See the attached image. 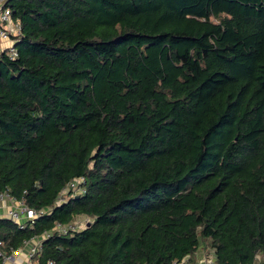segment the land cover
<instances>
[{"label": "trees", "instance_id": "obj_1", "mask_svg": "<svg viewBox=\"0 0 264 264\" xmlns=\"http://www.w3.org/2000/svg\"><path fill=\"white\" fill-rule=\"evenodd\" d=\"M6 7L21 34L0 52V195L45 211L0 217L7 255L50 233L31 264H174L203 245L264 264V0Z\"/></svg>", "mask_w": 264, "mask_h": 264}, {"label": "built area", "instance_id": "obj_2", "mask_svg": "<svg viewBox=\"0 0 264 264\" xmlns=\"http://www.w3.org/2000/svg\"><path fill=\"white\" fill-rule=\"evenodd\" d=\"M9 0H0V52H8L12 59L18 56L17 50L15 48V38L21 34V25L19 22H15L12 16V12L6 7ZM86 183L85 178L76 179L68 184V186L60 194L57 203L61 204L66 202L70 196L85 194L86 190L84 184ZM9 200L14 203L13 208L8 213L7 217L17 223L20 227H25L24 224L27 221H32L41 214H45V211H35L26 207L22 202L16 201L12 198L9 193H4L0 195V201ZM16 205L18 207H16ZM89 224V219H79L74 221L69 226H63L57 224L55 230L59 233L67 234L69 231H80L87 228ZM50 233H45L40 238H36L30 242L25 243V247L34 242V245L30 247L29 252L25 256L26 264H31L32 259L41 251L42 242L50 237ZM24 247V248H25ZM23 248V249H24ZM23 249L13 250L10 255H7L4 251V243L0 239V258L3 260V264H24L23 263ZM205 256V255H204ZM189 259V257H187ZM187 258L177 261L174 264H191L190 260ZM262 256L257 257V262L255 264H260L262 261ZM216 264L214 251L212 254H206L203 262L198 264ZM52 264V263H50Z\"/></svg>", "mask_w": 264, "mask_h": 264}, {"label": "crops", "instance_id": "obj_3", "mask_svg": "<svg viewBox=\"0 0 264 264\" xmlns=\"http://www.w3.org/2000/svg\"><path fill=\"white\" fill-rule=\"evenodd\" d=\"M13 206H14V203L10 202L7 199L4 201H0V217L1 218H8L7 215L10 212V210L13 208ZM16 207H18V206L16 205ZM32 245H34V242L29 244L30 247ZM29 246L28 247L26 246L23 249V259L22 260H23L24 264H26V262H27L25 259V256L27 255V253L30 250ZM202 249H203V246H201L192 257H189V259L187 258L188 260H190L191 264H198V262L199 263L203 262V260H204L203 258L206 256V253H210L209 250L207 251V250H202Z\"/></svg>", "mask_w": 264, "mask_h": 264}, {"label": "rangeland", "instance_id": "obj_4", "mask_svg": "<svg viewBox=\"0 0 264 264\" xmlns=\"http://www.w3.org/2000/svg\"><path fill=\"white\" fill-rule=\"evenodd\" d=\"M202 250H209L210 251V253H212V250L210 249V246H207V245H203V249ZM207 255H209V253H206ZM204 259V258H203ZM199 263V262H198ZM207 264V263H206Z\"/></svg>", "mask_w": 264, "mask_h": 264}]
</instances>
